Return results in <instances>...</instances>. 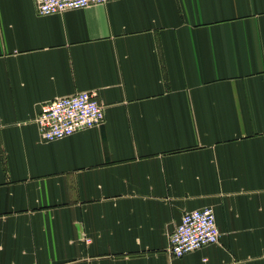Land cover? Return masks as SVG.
Returning a JSON list of instances; mask_svg holds the SVG:
<instances>
[{
  "label": "crops",
  "instance_id": "obj_1",
  "mask_svg": "<svg viewBox=\"0 0 264 264\" xmlns=\"http://www.w3.org/2000/svg\"><path fill=\"white\" fill-rule=\"evenodd\" d=\"M84 90L104 123L43 140ZM204 207L219 242L172 256ZM0 264H264V0H0Z\"/></svg>",
  "mask_w": 264,
  "mask_h": 264
},
{
  "label": "built area",
  "instance_id": "obj_2",
  "mask_svg": "<svg viewBox=\"0 0 264 264\" xmlns=\"http://www.w3.org/2000/svg\"><path fill=\"white\" fill-rule=\"evenodd\" d=\"M111 0H35L40 15L101 5ZM105 120L103 104L98 91L84 90L44 104L38 117L43 140L55 141L77 132L102 125ZM220 230L212 207L186 211L180 223L169 235V251L174 257H183L220 240Z\"/></svg>",
  "mask_w": 264,
  "mask_h": 264
}]
</instances>
